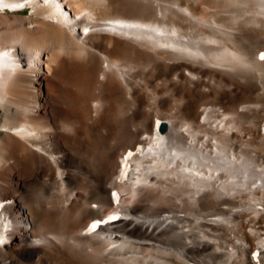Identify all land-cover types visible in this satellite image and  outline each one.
Segmentation results:
<instances>
[{"label": "bare ground", "instance_id": "bare-ground-1", "mask_svg": "<svg viewBox=\"0 0 264 264\" xmlns=\"http://www.w3.org/2000/svg\"><path fill=\"white\" fill-rule=\"evenodd\" d=\"M232 1L0 0V264H264V0Z\"/></svg>", "mask_w": 264, "mask_h": 264}, {"label": "rangeland", "instance_id": "rangeland-1", "mask_svg": "<svg viewBox=\"0 0 264 264\" xmlns=\"http://www.w3.org/2000/svg\"><path fill=\"white\" fill-rule=\"evenodd\" d=\"M230 1L232 2L231 4H230ZM225 2H226V3H225ZM228 2H229V5H230V6L226 5V4H228ZM233 2H234V1H232V0H227V1L224 0V4H225L224 6L222 5L223 2L220 3V5H222L221 7L224 8L225 11H226V10L228 11V8H230L229 11H228L230 14H228V15H231L232 12L234 11V8L232 9L231 7H235V6H236V8L238 9L242 4L244 5V3H238V2H236L237 5H235V3L233 4ZM232 4H233V5H232ZM238 5H239V7H237ZM225 6H227V7H225ZM242 8H243V7H240L239 10L236 11L235 13L240 12V9L242 10ZM231 9H232V10H231ZM244 9H245V8H243V10H244ZM247 9H248V10H247ZM249 9H250V7L248 8V7L246 6V9L244 10V12L249 13V12L251 11V9H250V10H249ZM230 10H231L232 12H231ZM235 10H236V9H235ZM26 11H30V10H26ZM227 11H226V12H227ZM226 12H225V13H226ZM228 12H227V13H228ZM242 12H243V11H241V13H242ZM244 12H243V13H244ZM21 13H22V14H25L26 12L23 11V12H21ZM227 13H226V14H227ZM233 14H234V12H233ZM255 44H256V43H255ZM255 44H254V45H255ZM254 45L252 44L253 48H254ZM262 50H263V52H262ZM253 51H254V52H253L254 55H252L253 57L250 56V57H251V60H252L253 58H256L255 60H256V62H257L258 59H259V57H260V56H257V55H261V52H262V54L264 53V47H262V46H258V45L256 44V45H255V49H254ZM250 57H249V59H250ZM251 60H250V62H253V61H251ZM257 63H258V62H257ZM254 65H255V64H254ZM254 65H253L252 63L249 64V65H248V66H249V69H252L253 71H256L257 69H259V70H261V71L258 70V71L260 72L259 74H260V75H263V74H264V73H263V70L260 69V67H258L259 65L257 66V64H256L255 67H257V68H256L255 70H254V68H255ZM252 66H253L254 68H251ZM252 70H250V71H252ZM253 73H254V72H253ZM255 73L258 74L257 71H256ZM216 82H217V83H216ZM214 83H216L215 85H216L217 87H220V88L224 87L223 84H220V86H219L218 83H220V82H218V81H215ZM172 95H173V96L176 95V97L174 96V97H175V98H174V97H172ZM177 95H178V94H172V93H171V97L174 98V99L176 100L177 104L179 105V103H181L182 100H180V99H179V95H178V96H177ZM177 97H178V98H177ZM207 98H209V102H211L212 104H214V105H216V106H219V105L221 104V102H220V100H219L220 98H218V97H214L213 95H211V96H209V97H207ZM207 98H206V100L208 101ZM211 100H212V101H211ZM214 100H215V101H214ZM220 106H221V105H220Z\"/></svg>", "mask_w": 264, "mask_h": 264}]
</instances>
